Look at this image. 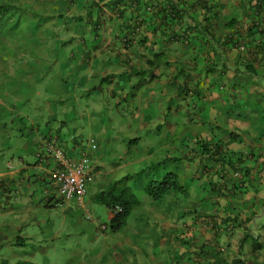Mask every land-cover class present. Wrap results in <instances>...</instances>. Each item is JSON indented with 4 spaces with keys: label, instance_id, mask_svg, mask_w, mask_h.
<instances>
[{
    "label": "crops",
    "instance_id": "1",
    "mask_svg": "<svg viewBox=\"0 0 264 264\" xmlns=\"http://www.w3.org/2000/svg\"><path fill=\"white\" fill-rule=\"evenodd\" d=\"M115 1L0 0V264H264V0ZM49 143L90 153L83 202L55 204ZM227 153L242 182L210 160ZM167 172L187 198L99 230L92 195Z\"/></svg>",
    "mask_w": 264,
    "mask_h": 264
},
{
    "label": "trees",
    "instance_id": "2",
    "mask_svg": "<svg viewBox=\"0 0 264 264\" xmlns=\"http://www.w3.org/2000/svg\"><path fill=\"white\" fill-rule=\"evenodd\" d=\"M134 5L138 7V10H141L144 3L142 0H133ZM113 4H123L124 0H116L115 2H112ZM5 9L0 6V17L3 15ZM168 14H171L172 17H166L165 21H169L168 18L171 20H181L178 15L180 14V10L177 9V6L172 4L170 6V11ZM130 22H133L132 20ZM144 22L142 15H138L136 19H134L133 22V28L139 29ZM235 24V20H231L227 24H225V27H233ZM235 43V42H234ZM161 55L155 56V61L160 60ZM104 82V81H103ZM102 82V83H103ZM136 139L127 141L128 145H133L136 143ZM197 151L200 155H207L209 152V146H207L203 141H199L196 145ZM226 161V163L231 167L232 176L234 177V180H240L241 182L244 180V177L247 176V170L244 169H237L234 167V165H231L232 155L226 154L225 158L223 155L220 157L211 156L210 160L214 162L218 161ZM233 164V163H232ZM222 174V173H221ZM127 178L123 177L117 181H114L110 185H108L106 188H104L102 191L95 193L91 196V202L101 205L105 212L110 216L109 222L106 224L105 229L108 230L109 234L117 233L122 228L126 226L127 220L129 219L131 213L133 210L137 207H139V200L136 197V195L133 193L132 189L127 184ZM233 189L236 188L235 183H233ZM225 187H218L219 190H225ZM170 191H175L179 194H181L184 197H188L189 194L186 191L185 188L180 184L178 180V175L173 172H167L162 179L160 180H152L148 181L145 192L146 194L153 200H159L161 199L166 193ZM245 241V238L243 239V242ZM242 241L240 240V244ZM17 246H21L22 244H16ZM262 248L261 244H257V242L253 241L251 244V253L255 254ZM214 257H216L219 260H223L217 254H214ZM257 262V257H248L245 259L246 261L251 260ZM223 261H221L222 263ZM244 262V261H243ZM243 262L240 259L234 260L232 264H243ZM22 264H31V263H22Z\"/></svg>",
    "mask_w": 264,
    "mask_h": 264
},
{
    "label": "built area",
    "instance_id": "3",
    "mask_svg": "<svg viewBox=\"0 0 264 264\" xmlns=\"http://www.w3.org/2000/svg\"><path fill=\"white\" fill-rule=\"evenodd\" d=\"M48 149L57 164L52 170V185L58 197L56 200L61 204L71 200L81 202L87 192L88 183L92 181L89 154L83 153L78 160H71L62 149L52 144H49Z\"/></svg>",
    "mask_w": 264,
    "mask_h": 264
},
{
    "label": "rangeland",
    "instance_id": "4",
    "mask_svg": "<svg viewBox=\"0 0 264 264\" xmlns=\"http://www.w3.org/2000/svg\"><path fill=\"white\" fill-rule=\"evenodd\" d=\"M4 1L5 0H3V2ZM2 22L3 21L0 20V25H1ZM7 36H8V34H6L5 36L4 35L0 36V41L4 42L5 41V37L7 38ZM8 53H10V52L4 51V50H2L0 48V58H5L8 55ZM84 141H86V140H84ZM143 187L144 186H142L140 184H136V186H135V190H134L135 191V195L137 196V198L139 200H142V198H144V197L148 198V196L144 192V188ZM93 204H94L93 206L96 208L95 212H94L95 213L94 218L97 219L100 223H102L103 221H106L107 220V215L105 214L106 212H105L104 208L101 205H98V204H95V203H93ZM223 220H224V222L227 221L225 219H223ZM229 220H230V217H229ZM110 242H112V239L110 240Z\"/></svg>",
    "mask_w": 264,
    "mask_h": 264
},
{
    "label": "clouds",
    "instance_id": "5",
    "mask_svg": "<svg viewBox=\"0 0 264 264\" xmlns=\"http://www.w3.org/2000/svg\"><path fill=\"white\" fill-rule=\"evenodd\" d=\"M91 142H93V141H91ZM49 144H51V143H49ZM54 147H56L55 145H53ZM57 148H60V147H57ZM60 149H62V148H60ZM63 150V149H62ZM64 152V151H63ZM65 153V152H64ZM50 154V153H49ZM89 154V157H90V161H91V174H92V181H93V178H94V175H93V164H92V159H91V155H90V153H88ZM51 155V157H52V154H50ZM52 159H53V157H52ZM54 160V159H53ZM92 181L90 182V183H88V187H89V185L92 183ZM88 187H87V192H86V194H85V196L83 197V199H82V201L81 202H83L84 201V199L87 197V195H88V192H89V189H88ZM57 201L58 200H56V202L55 203H57ZM71 201H75V200H71ZM71 201H69V202H71ZM75 202H77V201H75ZM81 202H77V203H81ZM66 203H68V202H65L64 204H66ZM64 204H57V206L58 205H64ZM135 210V209H134ZM99 230L101 231V230H106L105 229V226H102V228L100 229L99 228Z\"/></svg>",
    "mask_w": 264,
    "mask_h": 264
}]
</instances>
